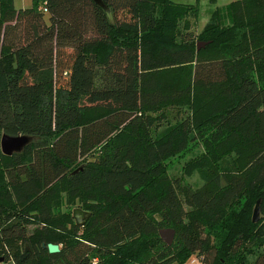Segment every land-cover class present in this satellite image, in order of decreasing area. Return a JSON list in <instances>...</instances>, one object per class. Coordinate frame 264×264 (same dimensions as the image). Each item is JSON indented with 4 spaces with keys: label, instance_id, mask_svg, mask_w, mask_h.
Wrapping results in <instances>:
<instances>
[{
    "label": "trees",
    "instance_id": "obj_1",
    "mask_svg": "<svg viewBox=\"0 0 264 264\" xmlns=\"http://www.w3.org/2000/svg\"><path fill=\"white\" fill-rule=\"evenodd\" d=\"M195 5L0 0V264H264V0Z\"/></svg>",
    "mask_w": 264,
    "mask_h": 264
},
{
    "label": "rangeland",
    "instance_id": "obj_2",
    "mask_svg": "<svg viewBox=\"0 0 264 264\" xmlns=\"http://www.w3.org/2000/svg\"><path fill=\"white\" fill-rule=\"evenodd\" d=\"M182 1L184 3H190V4H196L195 6H199V12L196 14V12L190 13V18L188 20V25L183 24L184 26L188 27L189 30L194 32L197 36L202 32L204 27L209 22L212 13L219 7L226 6L227 4L236 1V0H177ZM34 5V0H15V6L17 8L27 7L30 8ZM200 44L201 47H203L202 42L197 43ZM71 51H69L70 53ZM200 147H197L196 149H191L187 153L173 158L169 162V174L172 178H183L185 182L189 183L194 188L200 187L203 184V181L201 180L200 173H195L192 176H186L183 171V167L185 164L196 154L200 152ZM257 204V203H256ZM65 207H62L61 209L64 212L72 213V220L75 223L74 217V210L78 209V204H64ZM256 207V205H255ZM254 207V209H255ZM253 209V212H254ZM262 217L263 213L261 214ZM252 219H253V213H252ZM35 227V226H34ZM26 252H23L22 255H24ZM252 262L254 261V258H250ZM1 263L4 261L3 259L0 260ZM6 264H17L15 261H9L6 262Z\"/></svg>",
    "mask_w": 264,
    "mask_h": 264
},
{
    "label": "water",
    "instance_id": "obj_3",
    "mask_svg": "<svg viewBox=\"0 0 264 264\" xmlns=\"http://www.w3.org/2000/svg\"><path fill=\"white\" fill-rule=\"evenodd\" d=\"M205 46V44H202ZM201 49V45H198V50ZM28 142V139L25 137H9L3 136L1 140V147L2 151L6 155H12L16 151H20L22 147ZM261 200H258L256 207L253 212V222H259L261 218ZM74 218L75 220L80 223V218L84 216V212L80 209L74 210ZM160 236L163 241L171 245L175 238V231L172 229H164L160 231ZM48 251L50 254H56L60 252V246L56 244H48L47 245Z\"/></svg>",
    "mask_w": 264,
    "mask_h": 264
},
{
    "label": "flooded vegetation",
    "instance_id": "obj_4",
    "mask_svg": "<svg viewBox=\"0 0 264 264\" xmlns=\"http://www.w3.org/2000/svg\"><path fill=\"white\" fill-rule=\"evenodd\" d=\"M86 218H87V214L84 213V216L79 219L80 220L79 224H83L85 222ZM25 258H26V255H23L21 257V262H24ZM97 263H98V259H94L93 264H97Z\"/></svg>",
    "mask_w": 264,
    "mask_h": 264
},
{
    "label": "built area",
    "instance_id": "obj_5",
    "mask_svg": "<svg viewBox=\"0 0 264 264\" xmlns=\"http://www.w3.org/2000/svg\"><path fill=\"white\" fill-rule=\"evenodd\" d=\"M188 264H200L199 260L197 258H192Z\"/></svg>",
    "mask_w": 264,
    "mask_h": 264
},
{
    "label": "crops",
    "instance_id": "obj_6",
    "mask_svg": "<svg viewBox=\"0 0 264 264\" xmlns=\"http://www.w3.org/2000/svg\"><path fill=\"white\" fill-rule=\"evenodd\" d=\"M17 8V7H16ZM25 8H27V7H22V8H18V9H25Z\"/></svg>",
    "mask_w": 264,
    "mask_h": 264
}]
</instances>
